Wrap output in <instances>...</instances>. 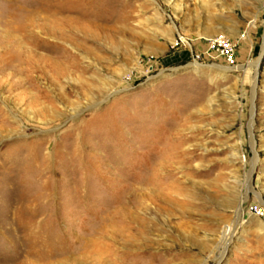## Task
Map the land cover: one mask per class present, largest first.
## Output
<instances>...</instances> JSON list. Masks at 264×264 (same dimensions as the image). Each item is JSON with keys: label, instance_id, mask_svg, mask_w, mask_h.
Here are the masks:
<instances>
[{"label": "rangeland", "instance_id": "374dc122", "mask_svg": "<svg viewBox=\"0 0 264 264\" xmlns=\"http://www.w3.org/2000/svg\"><path fill=\"white\" fill-rule=\"evenodd\" d=\"M3 14L0 264H264V0Z\"/></svg>", "mask_w": 264, "mask_h": 264}, {"label": "bare ground", "instance_id": "6f19581e", "mask_svg": "<svg viewBox=\"0 0 264 264\" xmlns=\"http://www.w3.org/2000/svg\"><path fill=\"white\" fill-rule=\"evenodd\" d=\"M61 8H62L61 6L59 7L58 5H56V6H54V9L51 8V7H49V8H47V10L49 9L48 11H51L50 13H55V12H58V10L61 9ZM3 15H4L3 17L0 16V44L1 43H5L6 41H12V40H14L13 38L15 36H17V34L15 33L17 31H20L23 34H27V31L30 29V26H33V24H32V19H33L32 15H31V17L26 18L25 22H23V24H21V25H17V24L14 25V24H12L8 20L9 15L8 14L7 15L6 14H3ZM26 17H28V16H26ZM15 43H16V41H15ZM5 50H6V48L5 49L4 48L2 49L3 52ZM8 51L9 50H6V52H8ZM257 61L255 62L254 65H257ZM5 63H7V62H4V64ZM4 66L5 65H3V67ZM250 173H252V172H250ZM240 211H241V209H240Z\"/></svg>", "mask_w": 264, "mask_h": 264}]
</instances>
